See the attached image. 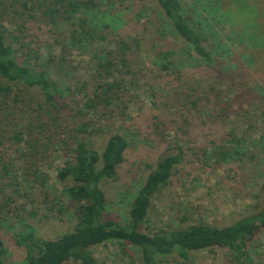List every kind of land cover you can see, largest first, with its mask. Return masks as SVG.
<instances>
[{
    "label": "rangeland",
    "instance_id": "1",
    "mask_svg": "<svg viewBox=\"0 0 264 264\" xmlns=\"http://www.w3.org/2000/svg\"><path fill=\"white\" fill-rule=\"evenodd\" d=\"M52 0H4L0 25L21 64L46 70L70 96L49 106L38 89L11 87L0 102V236L6 264H26L20 235L40 239L73 230L76 205L57 172L74 146L86 141L99 154L112 135L128 148L116 178L101 184L104 217L129 223L134 196L166 155L181 153L167 184L153 197L148 234L188 225L226 227L254 217L264 205V0H179L188 22L208 39L212 62L176 34L155 0H82L93 8L65 20L44 13ZM26 4V7L23 4ZM51 9V8H50ZM67 16V14H66ZM64 17V16H63ZM100 27L107 40L77 51L70 38L78 20ZM106 26V27H104ZM127 43L125 57L118 44ZM112 49L119 85L111 106H86L106 81L99 63ZM166 56L163 70L158 57ZM124 61V64L121 62ZM22 134L20 143L13 136ZM251 220L248 228L256 227ZM97 264H142L138 249L109 240L89 249ZM252 264H264V229L250 241ZM160 264H235L215 242ZM65 264H79L69 261Z\"/></svg>",
    "mask_w": 264,
    "mask_h": 264
},
{
    "label": "trees",
    "instance_id": "2",
    "mask_svg": "<svg viewBox=\"0 0 264 264\" xmlns=\"http://www.w3.org/2000/svg\"><path fill=\"white\" fill-rule=\"evenodd\" d=\"M3 1L0 0V3ZM155 1L168 19L172 30L192 47L198 57L211 63L213 60L208 52L207 37L188 22L180 1ZM51 5L44 13L53 23V16L60 13L64 17H59L69 20V15L93 8L88 1L82 0H52ZM23 6L26 7V4ZM87 23L86 18L78 20L77 29L70 38L71 46L77 51H84L90 45L107 40L105 31L98 30L101 26L89 27ZM118 49L119 55L124 58L129 46L120 42ZM17 52L13 44L6 42L5 31L0 25V77L11 85L38 89L49 106L55 104L57 98L70 96V88L52 80L48 71L21 64L16 56ZM113 52L112 49L106 50L105 57L100 59L97 69L106 81L100 84L94 97L88 99L86 106L90 109L99 104L111 106L119 90L120 85L112 79L116 69ZM166 60V56L163 59L158 57L157 65L163 70L168 69V65L163 63ZM121 62L124 64L123 60ZM10 93L11 87L0 84V102L6 104ZM22 139V134L13 136L16 143H20ZM127 148L126 140L120 135H112L100 154L86 141H80L74 146L70 160L57 172L60 180L71 183L65 187L64 194L76 205L74 228L57 239L37 238L31 229L20 235L21 243L26 248V264H65L69 261L97 264L89 249L103 245L109 240L123 241L136 247L142 264H160V258L173 255L188 261L191 252L206 250L218 241L231 251L235 264H252L248 246L258 230L264 229V205L254 217L222 228L200 223L170 232L148 234L141 231L140 224L149 215L153 197L167 184L173 169L181 162V153L164 156L148 174L132 200L128 224L122 226L106 219L104 213L107 197L101 184L116 178L118 168L124 163ZM261 189L264 192V184ZM251 220L256 221L258 225L249 229ZM5 261L6 250L0 236V264H6Z\"/></svg>",
    "mask_w": 264,
    "mask_h": 264
}]
</instances>
